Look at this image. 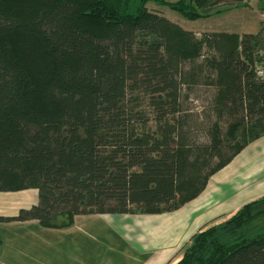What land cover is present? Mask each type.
I'll return each instance as SVG.
<instances>
[{
  "label": "trees",
  "instance_id": "1",
  "mask_svg": "<svg viewBox=\"0 0 264 264\" xmlns=\"http://www.w3.org/2000/svg\"><path fill=\"white\" fill-rule=\"evenodd\" d=\"M245 4L171 7L197 19ZM168 23L146 0H0V191H38L0 221L173 211L264 134V41L210 32L188 56ZM200 84L214 90L203 127L185 104ZM175 264H264V196L195 233Z\"/></svg>",
  "mask_w": 264,
  "mask_h": 264
},
{
  "label": "crops",
  "instance_id": "2",
  "mask_svg": "<svg viewBox=\"0 0 264 264\" xmlns=\"http://www.w3.org/2000/svg\"><path fill=\"white\" fill-rule=\"evenodd\" d=\"M263 196L264 134L173 211L78 214L61 228L34 219L0 221V264H175L195 233ZM37 201L36 188L0 191V216H13Z\"/></svg>",
  "mask_w": 264,
  "mask_h": 264
},
{
  "label": "rangeland",
  "instance_id": "3",
  "mask_svg": "<svg viewBox=\"0 0 264 264\" xmlns=\"http://www.w3.org/2000/svg\"><path fill=\"white\" fill-rule=\"evenodd\" d=\"M175 1L177 0H146V6L149 10L157 12L168 20L167 27L172 32L177 47L188 56L200 55L208 49L204 38L210 32H233L238 38L244 33H254L261 41H264V0H243L245 5L240 7L222 6L197 19H189L172 8L171 3ZM180 30L190 33L188 36L190 40L184 38V35L179 33ZM213 91V87L200 84L190 91L185 103L193 111L201 127L208 123V99ZM196 135L202 140L206 138L202 128L196 130ZM257 221L259 220L255 221L254 226L259 224ZM259 228L257 227L255 230ZM132 236L128 235L134 239V235ZM137 250L144 251L141 247H138Z\"/></svg>",
  "mask_w": 264,
  "mask_h": 264
},
{
  "label": "built area",
  "instance_id": "4",
  "mask_svg": "<svg viewBox=\"0 0 264 264\" xmlns=\"http://www.w3.org/2000/svg\"><path fill=\"white\" fill-rule=\"evenodd\" d=\"M259 73H260V71H259Z\"/></svg>",
  "mask_w": 264,
  "mask_h": 264
}]
</instances>
